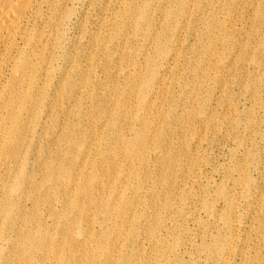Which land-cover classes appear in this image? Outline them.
Returning <instances> with one entry per match:
<instances>
[{"label":"rangeland","instance_id":"obj_1","mask_svg":"<svg viewBox=\"0 0 264 264\" xmlns=\"http://www.w3.org/2000/svg\"><path fill=\"white\" fill-rule=\"evenodd\" d=\"M67 1L60 2L61 12L68 18L63 20L57 39L52 70L55 88L51 87L47 102L48 108L57 104V111L44 116L46 124L31 139L24 156L30 167L25 180L20 181L25 195L16 194L20 202L7 210L15 232L20 228L40 240L38 250L31 249L32 255L24 262L80 263V258L63 254L60 247L64 243L77 247L85 243L83 221L67 229L62 239L55 232L49 233L48 243L37 230L40 226L56 229L58 218L44 210L45 200L48 195L61 197L72 191L62 170L69 168L73 177L80 175L76 167L79 154L89 144L85 131L103 129L107 122H113L107 115L129 102L134 120L118 137L114 130L108 131L111 147H127L129 151L107 161L99 153L95 165L99 173L106 170L114 175L119 164L134 160L138 184L128 192L131 200L119 189L121 177L112 178L117 194L114 204L116 197L108 198V190L95 186L87 192L92 197L103 193L112 207L107 219L93 213L90 226L95 235L105 238L100 244L89 243V256L99 264H107L108 250L113 264H264V0L257 1L253 27L241 34L229 33L225 23L221 27L215 24L214 17L220 13L207 5L208 0H199L202 13L191 18L188 35L178 46L164 49L165 54H175L172 66L176 70L164 74V65H157L166 87L164 95L148 99L147 104L129 100L118 93L117 86L134 78L133 62L142 66L159 55L154 50L141 51L144 41L135 35L138 21L145 30L158 28L162 32L166 23L162 8L135 9L149 0ZM154 1L158 6L175 0ZM247 2L250 0H237L245 18ZM125 7L132 10L127 12ZM115 14L120 18L113 19ZM117 24L126 32L125 38L117 36ZM219 30L234 44L242 40L240 55L218 45L219 53L226 55L216 63L221 80L207 89L204 99L190 100L192 89L183 83H202L204 79L185 73L194 69L191 65L205 61L201 47L208 43L211 33L218 37ZM157 36L155 32L152 38ZM232 58L234 61H229ZM251 59L257 60L258 66ZM232 69V76H227ZM63 75L71 79L72 87H62ZM74 89L76 95L70 99ZM166 108L172 112L163 118L160 112ZM68 110L70 115L63 118V111ZM159 118L163 129L153 137L149 128ZM227 118L230 122L224 125ZM139 135L146 137V143L137 157L130 149ZM171 166H178V170L172 171ZM143 167H147L145 171ZM5 168L0 165V203L7 183L11 184ZM50 180L52 187L46 194L42 186ZM160 184L166 185L160 189ZM129 200L138 206V213L125 204ZM55 207L61 214L60 205L56 203ZM9 246L5 241L0 243V264L10 255L6 252ZM121 247L123 257L117 259ZM87 262L88 258L82 263ZM13 264L21 263L15 259Z\"/></svg>","mask_w":264,"mask_h":264},{"label":"bare ground","instance_id":"obj_2","mask_svg":"<svg viewBox=\"0 0 264 264\" xmlns=\"http://www.w3.org/2000/svg\"><path fill=\"white\" fill-rule=\"evenodd\" d=\"M149 1L150 3L145 1L135 9L151 11L156 7L158 9L162 8L166 23L162 25L163 29L160 32L158 28H147L145 30L141 27L142 21H138L135 37L144 41L141 51L154 50L159 55L156 58L146 60L142 66H138L133 62L132 65L135 68L134 78L117 86L119 94L127 95L129 100L141 101L143 104H147L148 99L151 101L164 95L166 87L159 75L160 71H158L157 65H164L162 69L164 74L173 73L176 70L172 66L175 54H165L164 49L181 44L188 35L187 28L190 25L191 18L202 13V3L199 0H175L165 5L159 3L158 6L156 1ZM257 1L259 0H250L246 3V18L240 13L237 0H208L207 5L213 8L216 13H220L214 17L215 24L221 27V23H225L227 28H230L229 33L238 32L241 34L250 30L256 21ZM60 2L61 0H0V165L6 166L4 172L11 179V184L7 183L5 187L7 189L4 200L0 203V243L5 241L10 245L6 251L10 255L5 259L4 264H13L15 259L21 264H33V261L24 262V260L29 259V255H32L31 249L38 250V243L40 242L39 239H33L32 235H29L23 229L18 228L15 232L10 219H7V210L14 208L20 202L16 199V194L22 193L23 196L25 195L20 181L25 180V171L27 167H30V164L25 162L24 156L27 155V148L30 141H32L31 139L35 137V134L42 131L39 129L46 124L44 116H52L57 111V104H53L48 108L47 102L53 92L52 88H55L52 81V70L57 39L60 35L63 20L68 18L64 12H61ZM65 2L68 3L67 0ZM44 5H47V9H44ZM124 9L127 12L132 10L131 7H125ZM239 17L240 19L237 20ZM119 18L117 14L113 17V19ZM117 29V36L124 38L127 36L120 24H117ZM220 31H218V37L213 36V33H211L212 36L208 43L201 47V55L205 61L196 62L194 66L191 65L194 69L187 70L188 72L185 73V76H196L197 74L200 81L204 79L202 83L195 82L189 85L186 82L183 83L184 87L189 86L192 89L190 100L204 99L207 95L205 93L207 89L213 83L217 81L219 83L221 80L216 63L226 55L224 52L219 53L216 49L218 45L225 47V50L235 52L237 56L240 55L239 49L242 46V40H237L234 44L229 39L228 34L223 37ZM155 32L158 36L152 38ZM148 37L150 42H147ZM262 51H264V47ZM229 61L233 62L234 60L232 58ZM251 61L258 66L257 60L251 59ZM233 73L234 69L227 76H232ZM62 83L63 88L73 86L71 79L65 78L64 75ZM70 93V99H73L76 95V89L70 91ZM75 102L76 99L71 103L72 108ZM171 112L170 108H166L161 110L160 116L164 118ZM63 113V118L70 115L69 110L63 111ZM107 118L113 120V122H107L101 130L87 129L84 133V136L89 139V144L79 154L80 161L76 167L81 172L80 175L77 173L73 177L71 169L64 168L62 170L63 175L68 177L69 183H71V194L61 197L52 194L48 195L45 200L47 208L44 210L48 215L58 218L55 221L57 228L52 227L49 229L40 226L37 230L39 236L49 243L50 239L47 237L49 233L54 234L55 232L62 239L67 229L76 227L81 224L79 221H83V232L86 236L85 243L83 242L84 244L79 247L64 243L60 247L63 254L68 253L80 258L79 264H99L93 257L89 256V243L100 244V241L104 240L105 237L101 238L95 235L93 227L90 225L94 221L93 213L102 214L107 219L112 208L111 203L105 200L103 193H98L92 197L88 196L87 192L91 188L99 186L103 189L102 191L108 190V198L116 197L114 204L117 201V194L114 192L112 178L121 177L120 181L123 182L120 183L119 189L124 198H130L128 192H131L138 184V179L134 177L136 169L134 160L119 164L114 175H110L106 170L99 173V168L95 165L99 153V157L103 161H107L126 155L129 151L127 147H124V149L122 146L121 148L111 147L112 138H110L108 131L109 128L114 130L116 137H118L121 130L134 120L132 104L125 103L113 113H109ZM160 119H157L149 128L153 137L162 132L163 126L161 125H163V121ZM56 120L59 121L60 119L56 117ZM229 122L228 118L225 119L224 125ZM167 130L165 127L164 131ZM145 143L146 137L139 135L130 151L139 157L140 149ZM85 166H90V168ZM182 166L183 164H180L177 167L182 170ZM177 167L171 166V170L177 171ZM190 167L192 165L187 167L184 175L187 174ZM146 168L143 167L144 171ZM165 185L160 184V189H163ZM51 187L52 180L44 184L42 190L48 194ZM131 200L125 202V204L132 208L135 213H138V206L136 204L131 205L133 204ZM56 203L61 207V214H57L58 212L55 211ZM28 246L30 248L26 250ZM123 251L124 248L121 247L120 256H117V259L123 257ZM40 252L48 256L45 251L40 250ZM107 257V264H113L109 262L111 259L110 250H108ZM87 258L88 262L82 263Z\"/></svg>","mask_w":264,"mask_h":264}]
</instances>
